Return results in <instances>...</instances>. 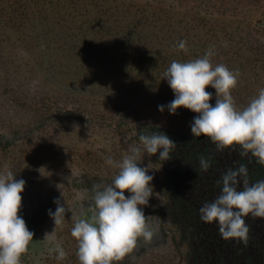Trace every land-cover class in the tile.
Segmentation results:
<instances>
[{"label": "rangeland", "instance_id": "obj_1", "mask_svg": "<svg viewBox=\"0 0 264 264\" xmlns=\"http://www.w3.org/2000/svg\"><path fill=\"white\" fill-rule=\"evenodd\" d=\"M213 1L227 9L201 17L209 27L143 31L138 44L113 46L90 12L102 0H0V174L26 181L19 215L35 234L21 264H79L71 216H90L93 185L111 183L117 169L106 158L121 160L147 125L191 131L198 113L158 109L175 98L163 77L172 60H192L214 46L213 65L240 72L232 92L238 106L264 88V0ZM236 17L243 26L226 24ZM180 41L187 53L177 49ZM206 91L214 106L215 89ZM149 161L153 195L140 207L155 235L118 264H188V241L165 209L163 165L145 156L140 166ZM57 198L71 210L58 227L48 214ZM56 243L67 253L63 261L50 251Z\"/></svg>", "mask_w": 264, "mask_h": 264}, {"label": "clouds", "instance_id": "obj_2", "mask_svg": "<svg viewBox=\"0 0 264 264\" xmlns=\"http://www.w3.org/2000/svg\"><path fill=\"white\" fill-rule=\"evenodd\" d=\"M176 47L188 51L186 41H180ZM213 48L210 46L203 56L192 60L171 61L163 77L175 98L167 105H158V109L163 112L167 108L176 114L183 106L198 113L190 125L193 137L209 138L217 151L239 146L240 156L251 154L257 163L264 165V88L245 106H238L232 92L238 85L240 72L222 63L213 65ZM209 85L215 89L214 106L209 102L213 93L206 91ZM175 147L176 142L166 133L152 132L140 134L139 144L130 145L128 154L121 160L106 158L105 163L117 169L111 183L93 185L88 205L90 216L81 218L74 212L71 216V235L77 241L75 255L79 264H118L133 252L139 240L151 243L155 233L149 226V215L140 207L147 206L153 195L151 161L146 166L140 165L145 156L157 153L159 160L171 159ZM199 166L202 171H208L209 159L201 156ZM219 183V195L199 209L201 220L217 223L223 239H235L246 245L250 231L246 217L264 219V180L250 182L247 166L241 164L223 173ZM25 185L26 181L15 179L11 171L0 174V264H21L35 235L19 215ZM54 203L55 211L49 209L48 214L58 227L70 209L58 198ZM49 238L46 233L44 239ZM50 251L56 253L58 261L67 257L60 243Z\"/></svg>", "mask_w": 264, "mask_h": 264}, {"label": "trees", "instance_id": "obj_3", "mask_svg": "<svg viewBox=\"0 0 264 264\" xmlns=\"http://www.w3.org/2000/svg\"><path fill=\"white\" fill-rule=\"evenodd\" d=\"M102 1L104 5L92 7L90 12L102 22L104 29L107 28L105 43L113 46H125L130 42L138 44L143 31L175 30L185 26L193 29L209 27L208 23H200L201 17L213 16L227 9L224 1L218 3L213 0H115L114 5L111 3L113 0ZM236 5L240 8L243 3ZM231 20L226 24L234 27L236 23L237 28L243 26L245 21L238 17L232 23ZM245 24L249 27L252 23H248L247 19ZM132 29H137L139 35ZM134 34L138 36L134 37ZM159 131L176 142L175 149L170 153L171 159L159 160V153L153 156L164 168L165 209L181 236L188 241V264H264V219L251 215L246 217L250 231L245 245L235 239H223L217 223L202 221L199 213L204 203L219 195V181L229 168L246 165L249 180L255 183L264 180V165L257 163L251 154L240 156L239 146L217 151L209 138L203 135L193 137L191 131L183 132L151 124L141 133ZM201 156L208 158L211 164L206 172L199 166Z\"/></svg>", "mask_w": 264, "mask_h": 264}]
</instances>
